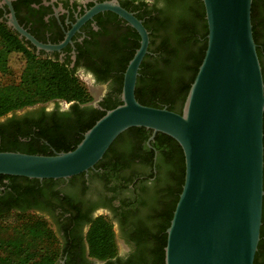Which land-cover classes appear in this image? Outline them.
Wrapping results in <instances>:
<instances>
[{"label": "flooded vegetation", "instance_id": "1", "mask_svg": "<svg viewBox=\"0 0 264 264\" xmlns=\"http://www.w3.org/2000/svg\"><path fill=\"white\" fill-rule=\"evenodd\" d=\"M103 1L117 2L140 19L147 30L148 45L152 39L154 45L160 46L164 36L181 24L185 27L179 34L191 41L192 51L202 44L203 20L199 13L202 0H139L133 3L127 0H0V21L6 24L9 2L17 22L38 41L57 44L69 35L58 50L36 48L18 36L30 51L64 63L74 74L85 72L96 84L108 85L99 98L86 104L54 99L1 115L0 132L6 139L0 136V150L47 151L48 142L39 139L35 130L44 132L54 141H62L65 140L63 131L84 127L91 121L88 107L98 113L121 102L120 91L113 88L114 81L123 77L125 68H121L139 44V34L109 9H100L83 19L88 9ZM254 14L260 21V40L264 47V1L256 3ZM167 42L170 46L172 41ZM141 62L145 67L143 86L159 92L166 86V74L160 69L164 65L162 55L146 56ZM261 63L264 65V56ZM15 132L29 135L7 146L4 141L13 139ZM151 134V130L139 128L124 130L93 167L67 178L0 174V214L20 213L43 218L58 239L53 264H106L89 255L86 239L92 221L103 214L115 227L116 238L127 246L116 253L118 259H131L135 253H142L134 262H164V254L160 259L151 256L155 252V239L162 241L164 238V226L171 213L172 200L178 194L182 169L180 171L172 162L177 153L174 142L160 135L157 150L150 144L155 136L154 133L149 139ZM262 142L261 224L253 264H264V122ZM52 151L56 150L52 148ZM169 158L172 159L168 164Z\"/></svg>", "mask_w": 264, "mask_h": 264}, {"label": "water", "instance_id": "2", "mask_svg": "<svg viewBox=\"0 0 264 264\" xmlns=\"http://www.w3.org/2000/svg\"><path fill=\"white\" fill-rule=\"evenodd\" d=\"M252 0H202L206 48L180 112L138 102L134 87L148 52L140 19L117 2L96 3L114 11L139 34L123 71L121 102L97 118L77 144L52 154L0 150V174L67 178L87 171L118 134L132 126L177 141L184 176L165 228L163 264H253L262 207L264 84L252 36ZM6 24L36 48L58 50L69 39L38 41L16 20L8 2Z\"/></svg>", "mask_w": 264, "mask_h": 264}, {"label": "trees", "instance_id": "3", "mask_svg": "<svg viewBox=\"0 0 264 264\" xmlns=\"http://www.w3.org/2000/svg\"><path fill=\"white\" fill-rule=\"evenodd\" d=\"M127 1L133 3L134 1L139 0ZM259 1L261 0L251 1L250 20L252 36L256 43V52L261 64L264 84V65L261 63V58L264 56V47L262 40H260V21L254 14V7ZM199 13L203 20L202 33L200 34V36L203 37V40L202 44L196 50L192 51L190 49L191 41H188L187 38H184L179 34L185 27V24H181V27L179 25L174 27L170 34H166L163 40L164 43L160 46L154 45V42L151 39L147 48L148 52L144 57L153 54L162 55L164 65L160 69L166 74V86H163L159 92L154 91L150 87L147 88L146 85L143 86L142 83L145 82L143 76L145 67L144 63L141 62L134 87V96L138 102H143L142 104L145 103L146 105L155 107H166L167 109L175 110L177 112L181 111L186 93L206 48L207 24L204 17L203 4L201 5V11ZM153 35L154 34H152V37ZM194 36H196V38L199 37L195 33ZM168 40L172 41L170 46L167 44ZM136 47H138V44H136ZM11 52H18L22 55L27 69L32 67V74L27 80L22 77L19 78V76L13 78L9 67V54ZM125 66L123 65L121 69L123 70ZM0 70L3 74V80L0 81V116L27 105L54 99H64L66 101L73 100L76 102V105L86 104L91 101V96L87 93L84 85L78 79L77 74L73 73L72 69L58 60L50 57H40L30 51L25 42L18 37L16 32L7 27V25L1 21ZM121 84L122 77H119L114 81L113 88L119 92L121 90ZM115 105H111L106 109L112 108ZM88 109H90L89 112L92 115L91 121L84 127L77 128L75 126L72 129L63 131L65 140L54 141L51 138H48L44 132L35 130V135H37L39 139L44 143L48 142L46 143L47 151L39 150L34 152L32 150H26V153L52 154L54 152L52 151V148L56 151H66L73 148L81 139L83 132L106 110L97 113L96 110L91 107H88ZM138 128L143 131L151 130L142 126H132L126 130L130 131ZM75 134H78V136ZM120 134H118L117 137H119ZM28 135L27 132H15L13 139L4 142H6L5 144L7 146H13L20 137H27ZM160 135L173 141L177 150V153H174V160L172 162L176 164L177 168L180 167V171L182 169V178L180 180V187L178 188L179 193L184 176L183 152L175 139L162 132H155V136L152 141H150V144H152L155 149L158 150L160 148L158 144V136ZM0 136L4 140L6 139L1 132ZM72 137H75L74 141H72L73 139L70 140ZM109 148L110 145L104 152L103 156ZM171 159L172 158L168 159V164ZM177 197L178 194H176L175 198L172 200L171 213L164 229L169 224ZM164 234L162 241L155 239V252H153V255L151 256L154 259H160L161 254H164L166 232H164ZM86 239L89 255L95 259L103 260L106 264H147L134 262L135 260L137 261L136 258L140 257V254L142 253H135V255H133L135 259L120 260L117 258L112 224L110 220L104 216H99L92 221V224L87 231ZM57 243L58 239L56 235L43 218L35 215L25 216L20 213L0 214V264H53L58 252ZM157 264H163V262Z\"/></svg>", "mask_w": 264, "mask_h": 264}, {"label": "rangeland", "instance_id": "4", "mask_svg": "<svg viewBox=\"0 0 264 264\" xmlns=\"http://www.w3.org/2000/svg\"><path fill=\"white\" fill-rule=\"evenodd\" d=\"M9 67H10V71L12 72L13 78H17L19 76V78L22 77L23 79L25 78L27 80L32 74V67L29 69L26 68L24 59L22 58V55L18 52H11L9 54ZM77 77L84 85L87 93L91 96V101L99 98L102 95V93H104L108 88V85L105 83L103 84L94 83L91 75L85 72L77 73ZM2 80H3V74L1 73L0 70V81ZM103 216L109 219L107 215L103 214ZM114 228H113V232H114V241L116 244V251L121 253L124 249H127V246L124 245L119 238H116V233Z\"/></svg>", "mask_w": 264, "mask_h": 264}]
</instances>
